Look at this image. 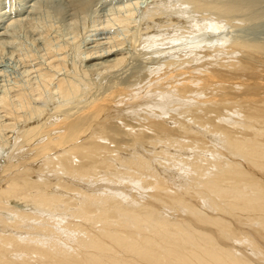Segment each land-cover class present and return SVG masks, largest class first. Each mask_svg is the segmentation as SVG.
Returning <instances> with one entry per match:
<instances>
[{"label":"bare ground","instance_id":"obj_1","mask_svg":"<svg viewBox=\"0 0 264 264\" xmlns=\"http://www.w3.org/2000/svg\"><path fill=\"white\" fill-rule=\"evenodd\" d=\"M72 2L76 8L85 4V0ZM235 4L221 5L230 13L234 7L243 9ZM219 12L217 16L223 14ZM154 33L143 39L151 41ZM118 41L111 42L104 52L88 53L83 72L101 74L105 79L103 74L120 71L126 56ZM243 42L233 41L224 47V55L239 51L238 59L206 61L196 69L198 73L202 69L200 75L189 69L193 66L189 58L168 59L155 69L150 66L146 75L150 82L143 87L132 82L133 78L111 80L103 91L83 99L76 95L77 103L73 99L79 83L60 77L54 89L67 102L73 95L75 104L53 101L49 111L34 106L29 115L21 117L2 99L8 115L21 118L11 138L12 149L20 134L32 153L18 162H4L0 171V264H253L228 243L250 238L253 245L248 239L249 246L257 248V239L264 237V93L253 97L255 90L264 89V75L248 64L260 63L255 57L264 55V45ZM204 50V56L211 53L207 47ZM184 63L189 65L187 69L179 67ZM251 69H257L260 77L250 74ZM159 83L162 88L150 92L148 97L155 100L148 105L143 94ZM16 96L23 107L25 93L18 91ZM141 103L146 107L139 109ZM230 111L251 120L245 125L249 134L243 132L247 129H242L243 125L240 129L231 124L230 117L224 119ZM124 116L135 117L138 126L142 121V130L120 129L128 124ZM214 134L225 147L218 138L214 140L220 146L212 141ZM124 139L133 140L129 145L136 148L124 150L119 145ZM144 145L153 146L149 147L152 153L144 154ZM166 146L176 149V155ZM155 156H174L173 160L180 162L177 168L190 175L188 184L176 181L170 185L149 165ZM36 159L41 160L38 169L26 165ZM52 172L55 179H50ZM108 183L115 187L105 194ZM120 183L130 190L146 189L152 202L139 201L136 195H129L126 202ZM12 201L15 204L9 207ZM161 209L178 213L167 215Z\"/></svg>","mask_w":264,"mask_h":264},{"label":"rangeland","instance_id":"obj_2","mask_svg":"<svg viewBox=\"0 0 264 264\" xmlns=\"http://www.w3.org/2000/svg\"><path fill=\"white\" fill-rule=\"evenodd\" d=\"M88 1L90 3L85 0V4H83L85 6L84 8L83 5H81L82 7L79 6V8H76L73 5L72 0H0V171L4 166V162H12L14 160L18 162L20 159L22 160L29 157L32 153L30 150H28V145L24 143L23 140H20L22 138L20 134L17 135L19 139V142L15 145L17 147L15 149H12V146L10 145L11 138L14 135L13 133H15L17 128H19L21 122H19L18 120H20L21 118H18L17 120V118L14 119L10 115H8L3 103L1 102L2 99L6 98L7 100H5L9 101V105L11 104V108L13 109L14 114L19 113L18 115H21V117H23L24 115H29L30 112H32V107L34 106L41 107L43 111H49L53 108V105L57 103L67 105V103L69 104L70 101L69 105H73V103H77V101L75 100H77L78 96L83 99V97L87 96L89 93L96 94L99 91H103L104 87L108 85L111 80L116 81V79H128L127 81H131L130 79L133 78L132 82H139V87H143L148 82H150L146 81L149 80L146 77V75H148L149 69H151V67L154 69L157 68L168 59L185 60L189 58L190 61H192V64L190 63L189 65H193L192 67H189L188 64L185 65V63L179 67L181 69H187L189 67L190 70H194L193 73H196V69L200 68V66L202 67V64L203 66H205L204 63L206 64L209 61L218 62L219 59L220 61H222V59L225 58L229 60L238 59L240 56L239 51H233L231 52V54H228L226 52L227 54L224 55V47H227V45L229 46V43H232L233 41H244L247 43H259V45H264V0ZM196 2H198L197 4L202 3V6L201 4L200 6H196ZM233 2L234 4L239 3L240 5H243V9L242 6L239 8L234 7L235 11L233 9L234 12L230 13L226 11L221 5H232ZM204 5H206L207 7H205ZM220 5L222 6V8H220ZM215 6L217 9H215ZM244 6L247 8L245 9ZM211 7L213 8V10ZM141 9L143 10L141 11ZM199 9L201 10V12ZM219 9H223L222 11L220 10V12H223V14L217 16L219 11L216 10ZM236 9H238V11H236ZM129 12L132 13V15H130V18ZM221 15L223 17H221ZM149 20H153V23ZM159 23H161L162 25H159ZM139 25L141 26L140 28ZM150 26H152V28ZM137 27L140 30H137ZM147 31H149V33ZM152 32L155 33L151 41H149V39L147 38L143 39L145 34H150ZM139 33L141 36L139 35ZM135 34L139 35L140 37L136 36ZM133 39H137V41L135 42L136 44L132 42ZM118 40L121 42L119 47H121L123 54L126 56L125 61L123 60V62L119 65L121 66L120 71L115 73V75L108 76V74H103V78L105 76V79H101V74L96 73V75L95 73H90V71L83 72L85 69L86 56L88 55V53L90 54L94 51H99V53L104 52L111 44V42L114 43ZM192 40L194 41L192 42ZM195 41H198V43H194ZM205 47L209 48L211 53L205 54L204 56L202 51H205ZM94 54L96 53L94 52ZM146 55L149 56V60H147L148 56L145 57ZM255 58L259 59L260 63L258 62V64L257 62H250L248 63L249 68L258 67L257 69H261L260 72H263L262 74L264 75V71H262L264 70L262 69V66L264 67V55L260 54ZM179 67L177 68L179 69ZM257 69H251L252 72L250 73H253V76H255V78L260 77L258 73H256L258 71ZM46 73L49 77L45 79L46 76L44 74ZM199 73H202V69L199 71ZM199 73L197 72L196 74ZM88 74L93 75V79L91 78V75ZM67 76L71 80L74 79L75 82L77 80V82L79 83L78 86H82L83 89L86 88L84 84L88 86V89L86 88L87 91L83 90L82 88L81 90L79 88L80 86L78 87V94L76 93L74 95L75 99H73L75 102L71 100L72 98H74L73 95L68 98L69 100L67 102V100L65 101L62 97L60 98V95L54 89L56 80L60 77L67 78ZM45 80L48 82H44ZM88 84H91L94 88L91 85L90 88ZM193 84L190 83L189 85L192 86ZM160 88H162L161 83H159L154 88H151L150 91L148 90L147 92H145V94H143L142 100H145L148 105L153 104L155 99H150L148 96L150 95V92L152 93L156 90H161ZM88 90L90 92H88ZM18 91H22L26 95L24 99L25 105H23V107H21V99H18V97L16 96ZM256 91H258V93ZM155 93L156 92H154V94ZM262 93H264V89H257L254 91V94L257 95H253V97L258 98L262 95ZM82 94L85 95L83 96ZM80 98L78 101L81 100ZM128 103L130 102L127 101V104ZM145 107L146 105L141 103L139 104L138 108L143 109ZM101 116L103 117V115H100L99 118H101ZM224 117V119H226V117H230L231 124H234L237 127H241L243 125L241 127L242 129L244 127L247 128V126L245 125L251 122V120L243 118V116H241V113L237 112L236 114V112L234 111H230V113ZM123 119L127 121L125 123L131 125H122L120 129H123V126H128L132 128L134 127V130L136 132H138V130H142V121L138 126L136 118H133V116H131L130 118L124 116ZM10 123L15 126L13 128L10 127ZM112 125L114 124H111L110 126ZM170 125L174 126L175 124L170 121ZM20 130L18 131V133L20 132ZM235 130L238 131V129ZM247 130L248 128L245 132V129H243V132L249 134L250 130ZM213 136L214 138H212V141L214 143H219L220 145L221 143H223L217 135L214 134ZM215 138L219 139H217L218 143L214 140ZM132 141L133 140L127 141L124 139L119 142V145L124 150L128 147L130 149H135L136 145H129L134 143ZM222 146L223 144L221 145V147ZM149 147L153 148V146L144 145V151H147L146 153L143 151L144 154H147L148 152L152 153V151H150L151 148ZM166 147L168 148L170 153H175L174 155H176V149L172 147L169 148L168 146ZM146 148H148L149 151ZM219 149L224 150V148ZM173 159L174 156L171 158L164 156H155V158H151L149 165L153 166L154 169L156 168V172L159 170V175H162L161 177L165 178V180L170 185L172 184L173 186V183H175L176 181H178V184L187 185L189 182L188 179H190V175H188L185 170L181 172V170L177 168V166L180 165V162L176 161V159ZM37 160L38 159L34 160L35 162L29 161L26 163V165L31 166L32 168L34 167V169H38V165L40 166L39 162L41 160ZM172 160L174 163L171 162ZM159 161H162L164 164L159 163ZM152 162L154 163L152 164ZM155 164H157V166ZM187 169L188 168L186 167V170ZM176 171L180 174H177ZM187 171L189 172L190 170L188 169ZM48 174L46 173V176H48ZM50 175L48 176V178L50 177V179H55V173L52 172ZM30 177L33 179H39V176L36 174H30ZM104 184H107V182H104ZM120 184L118 185V187L123 189L120 192H122L121 194H123L122 196H124L126 202L127 199H129V197L132 195H136L137 199L139 197V201H141L142 199V202L145 203L149 201L148 203L150 204L152 202V199L150 197L151 195L146 189L143 191V189L139 186L135 191L130 190V187L128 188L125 183H122V186H120ZM114 185L112 186V184H109V188L104 189L106 191L104 193L109 194L111 191L110 187H115ZM139 189L141 191H139ZM116 191L119 192L118 189H116ZM14 204L15 201L10 202L9 207L13 206ZM16 204H20V201ZM152 204L155 205L156 202H153ZM160 212L167 213V215L173 216L178 213V211H170L169 209H161ZM11 216L12 215L10 214L8 215V217ZM260 238L261 240L257 239V248H253L251 245L249 246L247 241L248 239L251 241L250 238H247V241L245 240L243 242L234 240L233 242L229 241L228 243L231 244V247H234L233 249L235 250V253L240 254L241 256H246L253 264L255 263V261V264H264V237ZM224 241L226 243L227 240ZM234 242L236 243L235 245H233ZM251 243L253 245L252 241Z\"/></svg>","mask_w":264,"mask_h":264}]
</instances>
